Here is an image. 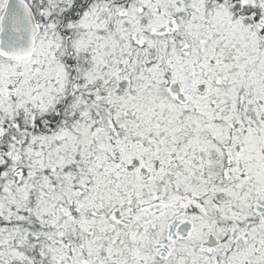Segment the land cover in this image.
Segmentation results:
<instances>
[{
  "label": "snow or ice",
  "instance_id": "snow-or-ice-1",
  "mask_svg": "<svg viewBox=\"0 0 264 264\" xmlns=\"http://www.w3.org/2000/svg\"><path fill=\"white\" fill-rule=\"evenodd\" d=\"M0 264H264V0H0Z\"/></svg>",
  "mask_w": 264,
  "mask_h": 264
}]
</instances>
